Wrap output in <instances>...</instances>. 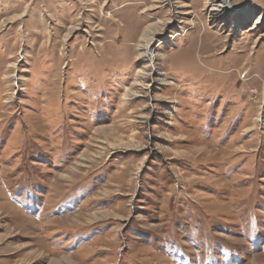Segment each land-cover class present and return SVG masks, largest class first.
I'll list each match as a JSON object with an SVG mask.
<instances>
[{
  "label": "rangeland",
  "instance_id": "rangeland-1",
  "mask_svg": "<svg viewBox=\"0 0 264 264\" xmlns=\"http://www.w3.org/2000/svg\"><path fill=\"white\" fill-rule=\"evenodd\" d=\"M0 0V264H264V0Z\"/></svg>",
  "mask_w": 264,
  "mask_h": 264
},
{
  "label": "bare ground",
  "instance_id": "bare-ground-1",
  "mask_svg": "<svg viewBox=\"0 0 264 264\" xmlns=\"http://www.w3.org/2000/svg\"><path fill=\"white\" fill-rule=\"evenodd\" d=\"M227 0H211V12L223 11L222 9L226 8Z\"/></svg>",
  "mask_w": 264,
  "mask_h": 264
},
{
  "label": "water",
  "instance_id": "water-1",
  "mask_svg": "<svg viewBox=\"0 0 264 264\" xmlns=\"http://www.w3.org/2000/svg\"><path fill=\"white\" fill-rule=\"evenodd\" d=\"M229 2V0H227V3Z\"/></svg>",
  "mask_w": 264,
  "mask_h": 264
}]
</instances>
